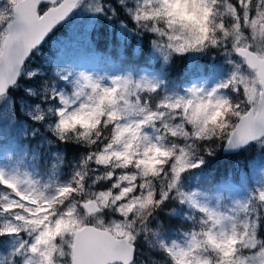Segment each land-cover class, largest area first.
<instances>
[{"label": "snow or ice", "instance_id": "snow-or-ice-1", "mask_svg": "<svg viewBox=\"0 0 264 264\" xmlns=\"http://www.w3.org/2000/svg\"><path fill=\"white\" fill-rule=\"evenodd\" d=\"M6 146L0 264H264V0H0Z\"/></svg>", "mask_w": 264, "mask_h": 264}, {"label": "rangeland", "instance_id": "rangeland-1", "mask_svg": "<svg viewBox=\"0 0 264 264\" xmlns=\"http://www.w3.org/2000/svg\"><path fill=\"white\" fill-rule=\"evenodd\" d=\"M81 21L78 15H74L71 19V22L65 23L62 25V33H57L56 37L49 43L45 44L46 47L44 51L46 54H50L54 51L56 40L60 41H68L70 43V47L72 49H76L79 42V35H78V28ZM11 151L10 146H6L4 148H0V162H6L7 160V153ZM260 167L259 157H256V165H255V172L258 171Z\"/></svg>", "mask_w": 264, "mask_h": 264}, {"label": "trees", "instance_id": "trees-1", "mask_svg": "<svg viewBox=\"0 0 264 264\" xmlns=\"http://www.w3.org/2000/svg\"><path fill=\"white\" fill-rule=\"evenodd\" d=\"M57 33H62V26L59 27ZM46 45L43 47L45 48ZM183 67L182 63H178L177 65V71H180ZM255 154L254 153H246L244 156L240 157H230L228 155H225L221 153L219 157L216 159V161L212 164V169L214 173L219 175H224L227 172L234 170V165L236 164L237 160H239L241 163L246 162L248 159H251Z\"/></svg>", "mask_w": 264, "mask_h": 264}, {"label": "water", "instance_id": "water-1", "mask_svg": "<svg viewBox=\"0 0 264 264\" xmlns=\"http://www.w3.org/2000/svg\"><path fill=\"white\" fill-rule=\"evenodd\" d=\"M225 155H227V154H225Z\"/></svg>", "mask_w": 264, "mask_h": 264}]
</instances>
